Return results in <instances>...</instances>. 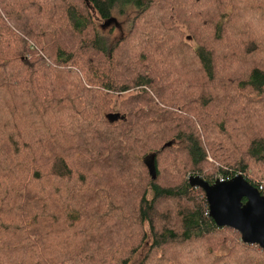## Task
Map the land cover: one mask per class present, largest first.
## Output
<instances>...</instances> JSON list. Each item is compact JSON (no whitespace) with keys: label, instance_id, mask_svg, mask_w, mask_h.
<instances>
[{"label":"trees","instance_id":"16d2710c","mask_svg":"<svg viewBox=\"0 0 264 264\" xmlns=\"http://www.w3.org/2000/svg\"><path fill=\"white\" fill-rule=\"evenodd\" d=\"M195 175L264 195V0H0V264H264Z\"/></svg>","mask_w":264,"mask_h":264},{"label":"water","instance_id":"95a60500","mask_svg":"<svg viewBox=\"0 0 264 264\" xmlns=\"http://www.w3.org/2000/svg\"><path fill=\"white\" fill-rule=\"evenodd\" d=\"M118 118L119 115H110L108 119L113 122ZM146 166L151 178L155 179L153 159ZM188 184L204 192L208 216L217 227L233 229L240 234L242 243L258 246L264 251V195L243 176L216 180L211 184L199 176H190Z\"/></svg>","mask_w":264,"mask_h":264},{"label":"rangeland","instance_id":"374dc122","mask_svg":"<svg viewBox=\"0 0 264 264\" xmlns=\"http://www.w3.org/2000/svg\"><path fill=\"white\" fill-rule=\"evenodd\" d=\"M116 13L117 14L114 15L115 19L105 30L108 34L107 36L110 39V43H115L121 36H124L126 34L133 15L132 13H129V11L122 16L118 12ZM185 41L188 43H192L193 39L191 36H186Z\"/></svg>","mask_w":264,"mask_h":264},{"label":"built area","instance_id":"2783aa9c","mask_svg":"<svg viewBox=\"0 0 264 264\" xmlns=\"http://www.w3.org/2000/svg\"><path fill=\"white\" fill-rule=\"evenodd\" d=\"M219 181H225L223 178H219ZM261 189V188H260Z\"/></svg>","mask_w":264,"mask_h":264}]
</instances>
